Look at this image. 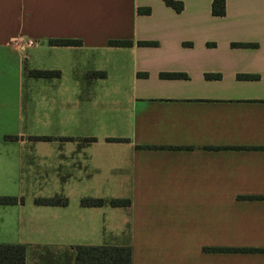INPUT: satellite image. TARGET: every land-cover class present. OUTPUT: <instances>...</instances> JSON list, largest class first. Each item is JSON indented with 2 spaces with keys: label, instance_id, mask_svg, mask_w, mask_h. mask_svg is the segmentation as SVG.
<instances>
[{
  "label": "crops",
  "instance_id": "crops-1",
  "mask_svg": "<svg viewBox=\"0 0 264 264\" xmlns=\"http://www.w3.org/2000/svg\"><path fill=\"white\" fill-rule=\"evenodd\" d=\"M180 1L0 0V195L23 198L0 204V242L25 244V264H73L75 245L264 264V250L204 249L264 248V0L223 15Z\"/></svg>",
  "mask_w": 264,
  "mask_h": 264
},
{
  "label": "trees",
  "instance_id": "trees-1",
  "mask_svg": "<svg viewBox=\"0 0 264 264\" xmlns=\"http://www.w3.org/2000/svg\"><path fill=\"white\" fill-rule=\"evenodd\" d=\"M166 3L173 6L177 11L181 10L182 2L180 0H165ZM225 12V0H212L211 13L213 15H223ZM47 43L50 45H81L80 39L74 38H49ZM152 43V42H147ZM109 45H129L130 40L110 39ZM233 45L248 46L255 45L250 42H236ZM31 75H53L58 74L51 70H30ZM91 75H101L102 72H90ZM162 75V74H161ZM163 75L169 77H181L183 73L171 72ZM11 137V136H10ZM33 138H48L32 136ZM109 140H120V138H108ZM22 197L12 195H0V204H14L22 202ZM38 204H65V198L40 197L36 198ZM81 205L95 206L108 203L110 205H129V199L111 198L108 201L103 198L90 197L82 198ZM205 250H226V251H256L264 250V248L256 247H222L211 248L206 247ZM26 245L23 243H5L0 242V264H25ZM73 264H131V246L130 245H75Z\"/></svg>",
  "mask_w": 264,
  "mask_h": 264
},
{
  "label": "built area",
  "instance_id": "built-area-1",
  "mask_svg": "<svg viewBox=\"0 0 264 264\" xmlns=\"http://www.w3.org/2000/svg\"><path fill=\"white\" fill-rule=\"evenodd\" d=\"M26 43H27V44H32V43H33V40H31V39H27V40H26Z\"/></svg>",
  "mask_w": 264,
  "mask_h": 264
},
{
  "label": "rangeland",
  "instance_id": "rangeland-1",
  "mask_svg": "<svg viewBox=\"0 0 264 264\" xmlns=\"http://www.w3.org/2000/svg\"><path fill=\"white\" fill-rule=\"evenodd\" d=\"M1 230H2V228H1ZM1 240H7V239H1ZM51 250H53V251H54V249H51ZM63 251H65V250L63 249Z\"/></svg>",
  "mask_w": 264,
  "mask_h": 264
}]
</instances>
